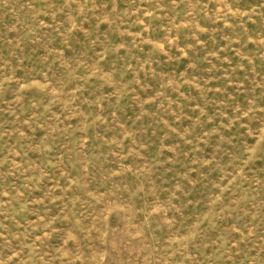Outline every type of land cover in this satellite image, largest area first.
Returning a JSON list of instances; mask_svg holds the SVG:
<instances>
[{"label":"rangeland","instance_id":"rangeland-1","mask_svg":"<svg viewBox=\"0 0 264 264\" xmlns=\"http://www.w3.org/2000/svg\"><path fill=\"white\" fill-rule=\"evenodd\" d=\"M0 264H264V0H0Z\"/></svg>","mask_w":264,"mask_h":264}]
</instances>
